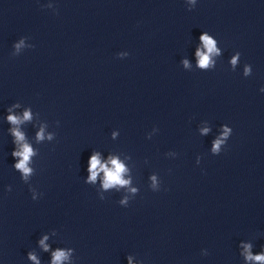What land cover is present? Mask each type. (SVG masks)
<instances>
[{"label": "clouds", "instance_id": "obj_1", "mask_svg": "<svg viewBox=\"0 0 264 264\" xmlns=\"http://www.w3.org/2000/svg\"><path fill=\"white\" fill-rule=\"evenodd\" d=\"M200 39L203 42L206 52H202L199 50L197 51V56L199 58V66L201 68H207L210 64V55L217 54L218 50L216 48V42L211 37H209L207 34L202 35ZM22 46H23V41L15 45L17 50H19ZM231 63L235 65L237 63V57H233ZM185 64H187V61H185ZM248 71L249 69L246 67L245 73L247 74ZM30 119H31V114L28 111H25L23 118L15 116V115L8 116L9 122L12 123L13 125H19L23 121L30 120ZM11 131H12V134L15 136L16 143L19 145V150L13 153V156L20 158L19 162L15 165V167L24 174V177L26 179L28 174L31 172V169L27 165L30 161V157L34 155L33 149L31 148L30 145L23 142L25 140L24 134L21 131H19L17 127H14ZM207 131L208 129L203 130V132L205 133ZM229 132H230V129L225 127L223 130L222 136L214 141L213 143L214 153H218L220 151L221 145L224 144L225 139L229 135ZM37 138L38 139L43 138V129H41V132L37 134ZM89 163H90L89 180L95 181L98 173L103 171L105 174L103 187L105 189H108V188H111L117 185L125 186L129 183L128 180H125L122 178V174L126 171V169L124 165L118 161V159L110 158L108 162L111 165L110 168L107 166V164L101 163L100 159L98 158V154L93 155L90 158ZM153 181H155V177H153ZM132 191L135 192L136 190L132 189ZM44 239H47V237H45ZM40 243L42 246L45 247V250H47V245L44 244V240H41ZM243 247L245 250L244 251L245 259L247 261H255L257 262V264H264V253L253 255L250 251L251 245H243ZM29 258L34 261L36 260V257L31 254ZM66 259H67V253H65L62 250H57L55 253H53V264H61V262ZM37 264H39L38 261H37Z\"/></svg>", "mask_w": 264, "mask_h": 264}]
</instances>
